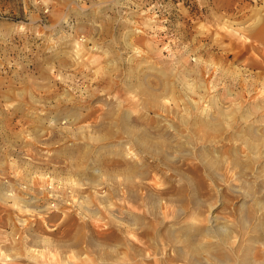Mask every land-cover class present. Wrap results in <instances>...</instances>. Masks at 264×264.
<instances>
[{
  "label": "rangeland",
  "instance_id": "1",
  "mask_svg": "<svg viewBox=\"0 0 264 264\" xmlns=\"http://www.w3.org/2000/svg\"><path fill=\"white\" fill-rule=\"evenodd\" d=\"M0 264H264V0H0Z\"/></svg>",
  "mask_w": 264,
  "mask_h": 264
}]
</instances>
